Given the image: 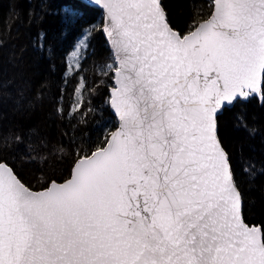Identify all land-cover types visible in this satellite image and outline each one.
<instances>
[{
	"label": "snow or ice",
	"instance_id": "snow-or-ice-1",
	"mask_svg": "<svg viewBox=\"0 0 264 264\" xmlns=\"http://www.w3.org/2000/svg\"><path fill=\"white\" fill-rule=\"evenodd\" d=\"M96 9L103 24L81 25L71 54L82 67L105 35L118 124L41 191L0 148V264H264V224L246 221L219 134L226 112L264 107V0H211L185 30L163 0H67L63 22ZM73 91L81 111L92 89L81 77Z\"/></svg>",
	"mask_w": 264,
	"mask_h": 264
},
{
	"label": "trees",
	"instance_id": "trees-1",
	"mask_svg": "<svg viewBox=\"0 0 264 264\" xmlns=\"http://www.w3.org/2000/svg\"><path fill=\"white\" fill-rule=\"evenodd\" d=\"M210 2L163 0L173 26L179 30H185L198 14L207 13ZM66 3L0 0V148H8L4 155L14 164L20 179L37 191L53 180L68 179L79 153L95 150L118 124L107 104L112 81L101 71L111 63L104 34H93L82 67L73 71L66 68L81 25H96L101 11L93 10L80 24L66 26ZM76 72L79 74L74 75ZM81 77L92 91L83 94L85 106L75 111L73 105L81 92L73 90ZM244 124L255 132L245 130ZM219 134L232 157L246 221L264 224V107L252 102L226 112L220 120ZM17 136L27 137L19 149ZM53 150L67 154L61 172L56 170L57 161L47 156ZM26 151L30 155H25Z\"/></svg>",
	"mask_w": 264,
	"mask_h": 264
},
{
	"label": "rangeland",
	"instance_id": "rangeland-1",
	"mask_svg": "<svg viewBox=\"0 0 264 264\" xmlns=\"http://www.w3.org/2000/svg\"><path fill=\"white\" fill-rule=\"evenodd\" d=\"M101 14H102V16H99V17H97V19H96V25H102L103 24V13L101 12ZM94 23V24H95ZM72 53V52H71ZM68 62H69V65L70 66H73V67H71V68H69L71 71H73L74 69H76L77 67H75V65H76V57H74L72 54H70V57H69V59H68ZM67 154H66V152L64 151V152H57V151H55V150H53V151H48V154H47V156H48V158H51V159H53V160H56L57 161V168H56V170L57 171H62V170H64L65 169V167H66V158H65V156H66ZM70 178V177H69Z\"/></svg>",
	"mask_w": 264,
	"mask_h": 264
},
{
	"label": "water",
	"instance_id": "water-1",
	"mask_svg": "<svg viewBox=\"0 0 264 264\" xmlns=\"http://www.w3.org/2000/svg\"><path fill=\"white\" fill-rule=\"evenodd\" d=\"M105 36V35H104ZM113 111V110H112ZM114 113V112H113ZM69 179V178H68ZM67 180V179H66ZM57 182V181H56ZM64 182V181H63ZM63 182H57V183H63ZM33 190V189H32ZM43 190V189H42ZM33 191H37V190H33ZM38 191H41V190H38ZM243 204H244V201H243V198H242V211H243Z\"/></svg>",
	"mask_w": 264,
	"mask_h": 264
}]
</instances>
